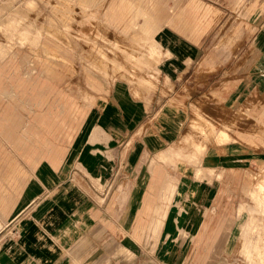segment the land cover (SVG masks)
Listing matches in <instances>:
<instances>
[{
	"label": "rangeland",
	"instance_id": "obj_1",
	"mask_svg": "<svg viewBox=\"0 0 264 264\" xmlns=\"http://www.w3.org/2000/svg\"><path fill=\"white\" fill-rule=\"evenodd\" d=\"M187 15L195 33L177 26ZM178 49L195 50L189 70L164 71ZM0 51V240L36 255L44 235L66 264H264L241 236L264 185V0H0ZM122 88L147 108L129 145ZM40 101L64 107L50 154L42 135L2 133L23 131L10 126L20 115L44 134ZM149 132L156 150L141 143ZM215 145L222 157L203 167ZM163 168L170 198L151 188ZM77 222L91 234L65 246L59 225Z\"/></svg>",
	"mask_w": 264,
	"mask_h": 264
},
{
	"label": "crops",
	"instance_id": "obj_2",
	"mask_svg": "<svg viewBox=\"0 0 264 264\" xmlns=\"http://www.w3.org/2000/svg\"><path fill=\"white\" fill-rule=\"evenodd\" d=\"M186 17H188L186 19L190 18L189 19L190 21L186 20L185 18H182L181 21L178 22L177 26H180L182 28H186L187 31L192 30V32L195 33L194 29L191 25V23L194 24V21H193L194 19H192V17L189 15H187ZM175 32L176 31L172 28L170 34L173 35ZM177 37H179L180 39L188 40V38L180 36V35H178ZM193 38H195V37H193ZM195 55H196L195 50L178 49V50H176V53L174 55V59L172 60V62L170 64L162 66L163 70L164 71H170L172 73H178L179 71L189 70V69H186L184 67L187 64L186 60H188V59L194 60ZM48 67H49V65H48ZM38 70H40L39 72L43 71L42 69H38ZM52 71H54V69H52ZM28 77H30V76H28ZM28 79H30V78H28ZM59 82L60 81H58V83ZM19 92H20V90L17 89L14 84L12 85V89H9V91H7V93H10L11 95H14L16 97H18L20 95ZM115 96L119 100L121 99V102L123 104L122 111L124 112V115H125L124 121H125V124L127 125V126L123 127V132L119 133V135H122L124 137V143L126 142L127 138H129L128 139V141H129L128 145H129L130 141L132 140V136L134 137L136 135V133L134 132L137 130L135 125L137 122H139V121H141V119H143V115H144L145 111L147 112V108L145 107L144 103H142L139 99H137L131 93V91H127L126 89L122 88L121 92L118 90H115ZM40 102L37 103V106H39L38 108L41 107L42 110L37 112L35 119L38 120V122L41 125H43V124L45 125V128L47 129V131L44 134H42V132L37 131L35 125L30 121L26 120L25 122L23 121V124H21L22 120H20V115L18 117L14 118L13 121H15V123L14 124L11 123L10 126L13 125L16 128L21 127L23 131L18 132L16 130L15 131L7 130V132H2V133H5V134L8 133L7 138L9 139L10 136H12V133L15 132L16 133V134L14 133V135L16 136V138L14 137L15 138L14 139L15 144H17V143H22V144L31 143L32 144L33 138H31V137H33V135H35L37 137L42 135V137L37 138V140H38L37 142H39L40 144L42 143L41 145L44 146V148H46V149L50 148L49 149V154H50L52 152V149H53L52 145H54V141L52 139H50V137L47 135L54 136V137L59 136V133H60L59 130L52 129V126L58 127L60 125L59 116L61 114H63V110H61V109H64V107L61 108L59 106V108H57L58 109L57 112L51 111L49 109V107L44 108L45 104H43V102H41V103ZM22 118H23V116H22ZM57 119H59V120H57ZM43 130H45V129H43ZM114 134H115V132L112 135H114ZM2 141H3V143L5 142V144H6L5 138L0 137V142L2 143ZM10 142H12V141L10 140ZM141 143H145L146 147L148 149H151V147H152V149L156 150V149H158V145L160 143H162V139H160V137L158 135H155L154 133L149 132L145 138L141 139ZM221 148H223V147L219 146V145H215L210 149V151L207 155V159H206V161H204L205 165H203V167L214 166V164H215L214 158L217 155L221 156V157L223 155ZM125 149H127V145L125 146L124 151L128 152V150H125ZM165 151L166 152H163L164 156L169 157V158L173 157L175 154L173 148H169ZM224 156H225V159H219L218 160V162L220 163V166H218L219 168L228 167V165H225V164L229 163V161H230V160H227V157H228L227 152L224 153ZM6 158L10 160V156L8 154L6 155ZM137 161H139V160H137ZM148 167H149V165H148ZM150 167H151V164H150ZM163 169H165L164 172H163ZM163 169L161 171H158V173L161 174V177H158L156 175L154 176L151 188L157 189L159 194L162 195L161 197L166 198V194H168V197L170 198L171 197L170 195H171L172 190H173L172 189L173 188L172 176H171V174H170L171 172H169V170H167L166 168H163ZM194 183H198V182L194 181ZM158 185H159V187H158ZM1 190H3V186L1 187ZM158 197H159V195H158ZM143 198L146 199L148 197H143ZM34 201L32 202V204H30L28 206V208L31 207L32 205L35 206V209L37 208L36 206H38V205H36V203H34ZM147 204H149V203L146 202V205H145L146 207L148 206ZM196 213H197L196 208L193 207L189 214L191 216H195V215H197ZM225 214H230V212L225 213ZM192 221L193 222L191 223V225L194 226L195 225L194 219H192ZM65 224H67V223H65ZM2 226H3V222L1 221L0 222V228H2ZM60 226L61 225H59V229L57 231L59 234L58 238H59L60 242L62 244H64L65 246H69L70 244H73L74 242L76 243V240L82 236L83 237L89 236L91 234L90 228L85 229L78 222L73 224V225L68 224V225H64L61 227ZM67 227L69 229H67ZM60 228H62V229H60ZM225 228H227V226ZM232 229H233L232 227H229V231H228V229H226V232L228 234H230ZM60 233H62V234H60ZM23 235H24V233H23ZM42 238L44 239L42 241L43 252L41 254L37 253L36 255H33V253H30V252H24L23 243L25 241H22L23 239L18 238L16 240L15 239L4 240V238H2L0 240V264H53L54 261H52V260H56V259H59L58 263H61V264H66L68 262L70 263V260L69 261L67 260L68 257L66 256V254L59 255L57 258L55 256H52L51 251H50L51 241L45 239L44 235L42 236ZM229 238H227L226 234L224 235V239H223L224 241L222 242V245L224 247H227V245H230V243L232 242V239H229ZM13 240H15V241H13ZM26 244H29V246L31 245V243H29L27 241H26ZM10 247H12L11 248L12 250L15 249L16 255L14 256L12 261L8 262L6 260V257H4V255Z\"/></svg>",
	"mask_w": 264,
	"mask_h": 264
},
{
	"label": "bare ground",
	"instance_id": "obj_3",
	"mask_svg": "<svg viewBox=\"0 0 264 264\" xmlns=\"http://www.w3.org/2000/svg\"><path fill=\"white\" fill-rule=\"evenodd\" d=\"M186 18H188V17H186ZM0 52L3 53V54L6 53V51H0ZM260 185H259V189L257 191H255L256 193H253V199H255V200L257 199L258 202H259V205L255 204L253 206V208L256 210V212L254 211V209L252 207L249 208L250 209L249 210V215H248L249 219L247 220V222L245 220V222L242 223L241 236L243 238V248H244L246 254H248V255L253 254L256 257H259V260L264 262V248H263L264 244H261V242H262L261 240H264V219L262 221L261 217H259V216H263L264 217V185L263 184H260ZM250 215H252L253 217L250 216ZM247 224L250 226V228L252 230L257 232V237L256 238L258 239V242L254 243L253 240L250 238L251 237V233H247L244 230L246 228Z\"/></svg>",
	"mask_w": 264,
	"mask_h": 264
}]
</instances>
